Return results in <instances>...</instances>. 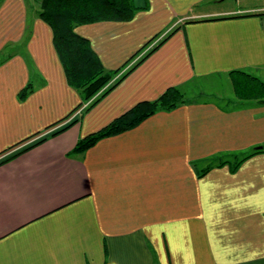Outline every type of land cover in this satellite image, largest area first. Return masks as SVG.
I'll return each mask as SVG.
<instances>
[{"label":"crops","instance_id":"obj_1","mask_svg":"<svg viewBox=\"0 0 264 264\" xmlns=\"http://www.w3.org/2000/svg\"><path fill=\"white\" fill-rule=\"evenodd\" d=\"M134 1L76 27L105 68L168 39L87 113L38 2H0V264H264V101L187 96L264 81V0ZM171 86L185 103L73 151Z\"/></svg>","mask_w":264,"mask_h":264},{"label":"trees","instance_id":"obj_2","mask_svg":"<svg viewBox=\"0 0 264 264\" xmlns=\"http://www.w3.org/2000/svg\"><path fill=\"white\" fill-rule=\"evenodd\" d=\"M36 1L39 4V17L48 23L53 30L54 45L65 70L68 83L80 94L81 102L77 108L85 105L83 113L90 111L133 68L168 39L167 37L155 45L130 71L117 76L122 67L114 70L105 68L99 55L93 49L89 38L80 35L76 31V27L100 21H129L133 19L138 11L148 9V6L144 8L138 7L134 0ZM155 37L137 50L127 62L144 51L154 41ZM231 73L233 90L238 99L264 101L263 80L242 70H234ZM31 91L32 85L29 83L20 92V97L25 98ZM186 101V94L181 88L176 86L168 87L158 98L138 102L104 127L81 137L73 151L77 153L84 152L100 139L134 128L158 111L174 109ZM261 150H264V147L263 149L257 148L255 152ZM247 157L244 156L236 161V165ZM218 163L219 165L223 164L222 161Z\"/></svg>","mask_w":264,"mask_h":264},{"label":"rangeland","instance_id":"obj_3","mask_svg":"<svg viewBox=\"0 0 264 264\" xmlns=\"http://www.w3.org/2000/svg\"><path fill=\"white\" fill-rule=\"evenodd\" d=\"M231 1V0H230ZM206 89L207 91L208 90H212L213 94H211L210 92L207 94H204L206 93V91H202V90H199L198 89V92H195V93H191V94H187L188 97H194V96H200L202 93V96L200 97H207V96H210V97H216V96H223V97H232L234 96V91H233V85L229 80H226L224 79L223 81H221V83L218 81V83L216 84L215 87L213 86H206Z\"/></svg>","mask_w":264,"mask_h":264},{"label":"water","instance_id":"obj_4","mask_svg":"<svg viewBox=\"0 0 264 264\" xmlns=\"http://www.w3.org/2000/svg\"><path fill=\"white\" fill-rule=\"evenodd\" d=\"M262 148H263V146H259V147H258V149H262Z\"/></svg>","mask_w":264,"mask_h":264}]
</instances>
